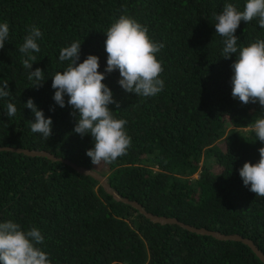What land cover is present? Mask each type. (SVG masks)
I'll list each match as a JSON object with an SVG mask.
<instances>
[{
    "label": "trees",
    "instance_id": "trees-1",
    "mask_svg": "<svg viewBox=\"0 0 264 264\" xmlns=\"http://www.w3.org/2000/svg\"><path fill=\"white\" fill-rule=\"evenodd\" d=\"M246 2L0 0V23L9 25L0 50V87L6 80L11 91L0 98V147L45 151L96 170L120 197L147 212L239 234L264 252V198L245 187L239 175L246 162L259 161L264 143L246 127L264 117V108L233 99L231 65L238 53L225 59L224 38L214 26V14L226 4L243 11ZM122 15L146 26L153 41L164 45L157 59L163 62L165 87L156 96L126 93L118 83L119 70L105 73L106 32ZM31 25L43 33L40 52L32 53V71L42 69L44 82L28 79L31 70L24 68L26 57L19 51ZM236 36L240 48L264 39V29L258 19L241 21ZM76 41L81 43L78 63L99 57L103 83L119 104L110 108L128 122L132 144L111 164L92 163L86 153L94 147L93 138L74 132L67 96L64 108L53 99L52 77L70 63L60 61V51ZM29 99L53 120L50 138L32 132L34 113L25 107ZM9 102L17 108L12 117L6 114ZM8 221L24 231L40 230L44 240L37 247L51 264H264L243 243L153 223L63 162L0 151V223Z\"/></svg>",
    "mask_w": 264,
    "mask_h": 264
},
{
    "label": "clouds",
    "instance_id": "clouds-1",
    "mask_svg": "<svg viewBox=\"0 0 264 264\" xmlns=\"http://www.w3.org/2000/svg\"><path fill=\"white\" fill-rule=\"evenodd\" d=\"M216 33L224 38L222 55L230 59L237 54L236 61L231 65L234 75L231 78L232 97L244 105L249 103L264 108V39H258L248 46L237 47L239 37L236 36L241 21L251 22L258 19L259 27L264 29V0H247L243 11H238L233 4H226L223 11L214 14ZM24 43L19 51L26 58L22 60L25 69H30L29 80L45 81V73L37 68L32 71L36 56L39 53L38 40L42 31L35 25L28 29ZM105 51L108 54L105 73L119 70L121 79L118 81L126 93H134L141 97H153L165 87L161 74L164 71L157 53L164 47L154 42L149 29L136 19L122 15L112 23L106 32ZM9 37L8 23H0V50ZM81 43L73 42L60 51V61H70L66 70L58 71L52 77V88L55 90L54 101L61 108L73 109L71 113L76 119L74 132L82 138L91 135L94 147L87 151L94 165L101 162L111 164L119 157L126 155L132 139L126 131L127 120L116 118L110 105L119 104L113 98L111 89L103 83L106 75L99 71L100 60L89 55L82 63L80 60ZM42 82V83H43ZM39 83L37 87L41 86ZM8 82L5 80L0 87V98L10 97ZM26 108L34 113L35 122H29L34 133H40L48 139L52 135L53 120L45 118L33 99H29ZM55 109L53 108L52 111ZM15 104H7V116H15ZM77 112L79 113L77 117ZM246 128L255 133L259 142L264 143V117H257ZM259 161L255 164L246 162L239 170L245 187L264 198V147L258 149ZM44 237L40 230L31 228L24 231L21 225L12 221L0 223V264H51L48 254L37 245L43 243ZM115 264V262H114Z\"/></svg>",
    "mask_w": 264,
    "mask_h": 264
},
{
    "label": "water",
    "instance_id": "water-1",
    "mask_svg": "<svg viewBox=\"0 0 264 264\" xmlns=\"http://www.w3.org/2000/svg\"><path fill=\"white\" fill-rule=\"evenodd\" d=\"M0 151H12L15 153H21L25 154L27 156L31 157H43L50 159L55 162H63L64 164L70 166L73 168L76 172L86 175V176H91L94 179H96L98 182H100L101 186L103 189L108 193L109 195L113 196L116 201L125 203L134 209L138 210L142 215H144L146 218H148L150 221H152L155 224H162V225H178L184 229H187L189 231L201 234V235H207V236H212L218 240L222 241H236L243 243L244 245L248 246L254 253L255 255L264 263V252L261 251L257 245L250 239L245 238L239 234H222L220 232L216 231H211L207 229H199L197 227H193L191 225H187L178 219L175 218H170V217H163V216H158L154 215L150 212H147L146 210L143 209V207L136 201H130L127 198H122L120 197L117 192L111 187V185L108 183V178L101 175L98 171L93 170V169H88L82 166H78L76 164H73L71 161L66 160V159H60L55 157L53 154L45 152V151H32V150H26V149H16V148H2L0 147Z\"/></svg>",
    "mask_w": 264,
    "mask_h": 264
},
{
    "label": "rangeland",
    "instance_id": "rangeland-1",
    "mask_svg": "<svg viewBox=\"0 0 264 264\" xmlns=\"http://www.w3.org/2000/svg\"><path fill=\"white\" fill-rule=\"evenodd\" d=\"M218 144H220V145L223 146L224 141L222 140V141H220V143H218ZM204 163H205V160H204V158H203V161H202V163H201V167H202V165H203ZM200 173H201V169H200V171H199L194 177H195V178H198L199 175H200Z\"/></svg>",
    "mask_w": 264,
    "mask_h": 264
}]
</instances>
